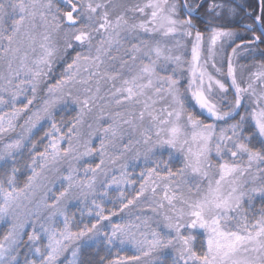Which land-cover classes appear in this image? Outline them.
I'll return each mask as SVG.
<instances>
[{"label":"snow or ice","instance_id":"1","mask_svg":"<svg viewBox=\"0 0 264 264\" xmlns=\"http://www.w3.org/2000/svg\"><path fill=\"white\" fill-rule=\"evenodd\" d=\"M262 45L264 0H0V264H264Z\"/></svg>","mask_w":264,"mask_h":264},{"label":"trees","instance_id":"2","mask_svg":"<svg viewBox=\"0 0 264 264\" xmlns=\"http://www.w3.org/2000/svg\"><path fill=\"white\" fill-rule=\"evenodd\" d=\"M242 2V0H241ZM250 3H254V0H250ZM240 31H243V29H238ZM250 34L249 33H245L244 37L247 38ZM262 48H264V45L261 46ZM241 63H249L247 60H241ZM76 115V111L69 109L68 111H64L61 112L59 114V116L57 117L58 120L63 119L64 122H70L73 120V118ZM207 122V121H206ZM39 146V145H38ZM135 175V174H134ZM25 177H21V186L23 183V179H25ZM126 194H131V189L129 188L128 190H126ZM110 195L115 198L116 193H110ZM106 209L107 208H111L112 205H108L105 204ZM73 211H75V209H73ZM80 217H79V213H77V222L79 221ZM85 222H87L88 217L85 216ZM3 234V229H0V235ZM131 252L129 251H125V252H121L120 255H130ZM106 255L105 252L100 251L99 252V256H104ZM98 254H97V249L92 248V247H85L81 250L80 253V259L84 262V264H95V261L99 258ZM113 258H114V254H113Z\"/></svg>","mask_w":264,"mask_h":264},{"label":"rangeland","instance_id":"3","mask_svg":"<svg viewBox=\"0 0 264 264\" xmlns=\"http://www.w3.org/2000/svg\"><path fill=\"white\" fill-rule=\"evenodd\" d=\"M132 2H135V0H132ZM239 31H240V30H239ZM241 32H242L243 35L245 34L243 31H241Z\"/></svg>","mask_w":264,"mask_h":264}]
</instances>
